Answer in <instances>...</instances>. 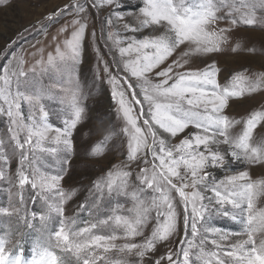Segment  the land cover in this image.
Listing matches in <instances>:
<instances>
[{
  "label": "snow or ice",
  "instance_id": "1",
  "mask_svg": "<svg viewBox=\"0 0 264 264\" xmlns=\"http://www.w3.org/2000/svg\"><path fill=\"white\" fill-rule=\"evenodd\" d=\"M6 2L7 0H0V4ZM114 2L116 0H102V3L108 5ZM92 6H98L95 0ZM222 7L229 8L228 16L218 15ZM257 7L264 9V0H219V6L217 0H198L195 5L189 4L188 0H145V6L137 17L139 27L159 25L162 34L133 41L127 47H121L119 51L122 57L136 53L134 59L124 61L122 71L140 82L138 85L128 84V87L138 86L141 89L143 101L148 104L150 119L143 120L142 125L139 122L134 105L141 104L142 101L137 99L134 91L131 93V100L125 99L123 91L117 93L114 90L113 97L119 95V110L126 122L123 131L129 137L127 159L129 161L139 159L145 165L151 164V169L145 167L140 170L137 179L159 195L146 207L143 200L133 193L137 205L136 215L132 219L116 215L79 228L74 227L73 219H62L59 228L50 232L46 241L42 240L30 264H97L98 261L111 264L107 257L101 254V250L102 253H107L110 249L117 248L114 243L117 239L131 241L137 236H142V229L148 221L149 213L155 209L156 225L151 235L141 243L126 242L119 246L120 252L130 253L134 249L137 250L136 255L142 261L149 252L155 250L157 243L168 240L177 232V203L183 205V224L185 229L190 225L193 239L181 241L186 247H182L175 254L176 260H173V253L169 252L166 256L152 261V264H161L163 260H167L168 264H192L190 257L196 255L192 252L196 247L199 248L196 259L202 260L203 264H264V207L257 206V201L264 197V178L254 180L248 171H241L209 184L211 173L207 171L209 167L225 166L229 156L235 160L243 159L249 164H264V140L253 143L254 130L258 126L264 127V107L252 111L242 120L224 114L230 99L241 98L246 92L254 93L260 89L264 84V73L255 79L236 73L228 84L222 86L217 80L219 69L215 62L203 69L176 70L184 69L193 55H207L222 50L221 46L226 42V33L230 29L215 27L221 19L231 17L230 24L233 26L238 22L248 26L264 24V18L258 20L255 15ZM76 8L78 12L86 15L85 5L77 4ZM233 12L238 15L232 16ZM67 27H72V33L70 38H65L64 48L75 58L87 27L86 19L84 23L74 20L61 31H67ZM125 27L129 28V25ZM131 30L137 31L139 28ZM181 45H185L186 50L168 67L155 71V76L160 79L153 82L149 74L164 64ZM57 52L63 58L65 53L61 52L60 48H57ZM48 59L51 62L52 56L49 55ZM18 62L23 63L22 60ZM21 77H26L22 69L16 71L5 68L3 73H0V81L3 84L0 87V101H3V104H0V113L9 117L13 126L8 129L9 141L12 142L13 150L20 152V167L16 169L19 203L21 207L24 206L23 193L26 186H30L35 193L31 197L32 202L35 203L38 197L46 203L48 211L39 214L42 225H46L51 212L63 217V204L73 193L60 189L62 175H46L33 167L25 146L35 143L39 147L42 142L52 140L58 145L63 144L65 149L71 152V129L79 122L83 109L76 108L75 118L63 130L45 122L47 113H43L44 120H37L29 115L28 122H25L20 112L21 101L33 104L39 96L27 95L21 91V86L27 84V80H21ZM115 80L116 77H112L110 82ZM140 112H143L142 107ZM238 124H242L243 127L238 134L233 135L231 129ZM189 126L197 131L185 136L179 144L173 146H169L162 134H159L160 130H163V133L176 137ZM21 132L26 134L23 139L20 137ZM51 133L54 135H50ZM220 144L226 146L223 151L218 147ZM5 145V140L0 138V160L7 165L9 157L4 152ZM50 151L55 152L56 149L52 148ZM98 154L99 147H96L92 155ZM149 155L151 160L148 159ZM4 174L0 168V178H3ZM115 175L123 177V180L116 184L112 179L113 173L109 172L105 182L109 194L115 192L118 195H127V178L131 173L118 171ZM94 187L99 190L101 182H96ZM189 188L193 191L187 192L186 189ZM201 190H210L214 197L203 196ZM172 191L178 193L180 197L177 203H173ZM49 194L59 196V201L52 202V195ZM205 199H208L209 204L214 199L221 207L231 205L232 209H238L237 215L244 218L246 225L244 235L247 238L224 246L213 239L211 243L218 251L212 252H206L203 247L206 237H202L197 245L195 238L200 232L198 221L204 219L203 214L207 211V206L203 204ZM161 208L165 211L162 212ZM20 210L0 207V214L11 216L13 212L19 213ZM224 214L229 215V210L225 208ZM31 215L35 219L38 214L33 212ZM20 219L31 226L26 215ZM113 220L115 228L111 234H96L93 231L102 225L111 227ZM115 229H122V233L117 234ZM258 234L261 237L259 240ZM227 239V235L219 237L220 241ZM9 243L7 238L0 236V264H28L22 257V250L14 252L7 247ZM115 264H120V261H116Z\"/></svg>",
  "mask_w": 264,
  "mask_h": 264
},
{
  "label": "rangeland",
  "instance_id": "2",
  "mask_svg": "<svg viewBox=\"0 0 264 264\" xmlns=\"http://www.w3.org/2000/svg\"><path fill=\"white\" fill-rule=\"evenodd\" d=\"M95 3L97 7L92 6L93 0H7L6 3L0 4V73H3L5 68L16 71L22 69L26 77L20 79H26L27 84L21 86V91L27 95L38 94L39 96L33 104L21 101L20 112L24 121L28 122L29 115L37 120H44L43 113H47L45 122L63 130L75 118L76 108L83 109L79 122L71 129V152H68L63 144L58 145L52 140L42 142L39 147L35 143L25 146L33 167L46 175H62L60 189L73 193L71 198L63 204V217L56 212H51L46 225H42L39 220V214L48 211L44 200L37 197L32 206L29 204L28 197L35 193L25 195L24 192L25 204L21 207L19 203L16 169L20 167V152L14 151L12 142L9 141L8 129L13 127L9 117L0 113V138L6 142L4 152L9 157L7 165L0 160V168L5 173L3 178H0V207H8L10 210L21 209L19 213L13 212L11 216L0 214V236L10 241L7 247L13 249L18 245L21 246L20 236L23 230L25 232L34 230L35 240L33 241L32 233L26 239L28 243L24 242L25 247L30 248L27 251V257L22 255L28 264L38 251L42 240L46 241L48 234L59 228L62 219H73L74 227L77 228L86 227L116 215L132 219L136 215L137 205L133 193L143 200L146 207L150 206L152 199L159 195L137 179L140 170L145 167L151 169V164L145 165L139 159L136 161L127 159L129 137L123 131L126 122L123 113L119 110L120 97L117 95L114 98L113 91L117 93L123 91L126 100L132 99L131 93L134 91L137 99L142 101L141 104L134 105L139 122L142 125L143 120L150 119L148 104L143 101L141 89L138 86L128 87V84L138 85L140 82L122 71L124 61L134 59L136 53L122 57L119 49L127 47L133 41L162 34L161 26L139 27L137 17L145 6V0H116L111 5L102 3V0H95ZM188 3L195 5L198 0H188ZM77 4L86 6V15L78 12ZM217 6H219V0H217ZM228 13L229 8L222 7L218 15L228 16ZM237 15L238 13H232V16ZM255 15L258 20L264 18V9L257 7ZM85 19L87 27L84 37L80 42L78 55L73 58L64 48V40L66 37H71L72 27H67V31L64 32L61 29L71 25L74 20L84 23ZM230 19L231 17L221 19L215 25L217 28L230 29L226 33L227 40L222 44L221 51L207 55H193L184 69L176 70L203 69L206 65L215 62L219 69L217 80L222 86L228 84L236 73H242L251 79L264 73V24L248 26L238 22L233 26L230 24ZM109 20L111 23H108ZM125 25H129V28ZM132 28H139V30L132 31ZM57 48L65 53L63 58L57 52ZM185 50L186 46L181 45L164 64L149 74L152 81L158 82L160 79L155 76V71L168 67ZM49 55L52 56L51 62L48 59ZM21 60L22 64L18 62ZM112 77H116V80L110 82ZM2 86L0 81V87ZM13 91H15V84H13ZM0 104H3V101H0ZM262 107H264V84L254 93L246 92L241 98L230 99L224 114L230 118L242 120L252 111ZM242 127V124L236 125L231 129L232 134H238ZM196 131L197 129L189 126L176 137L163 133V130H160L159 134H162L169 146H173ZM25 135L21 132V139ZM262 140H264V127L258 126L253 133V143H259ZM96 147H99V154L92 155ZM218 147L223 151L226 146L220 144ZM52 148L56 151H50ZM41 149H48V151ZM148 159L151 160L150 155ZM227 160L225 166L207 169L211 173L209 184L241 171H248L254 180L264 178V164H249L243 159L235 160L230 156ZM118 171L131 173L127 178V195H118L115 192L109 194L105 186L109 172L113 173L112 179L116 184L121 183L123 177L115 175ZM181 173L183 174V169ZM98 181L101 182L99 190L94 187ZM174 182L178 183V181ZM186 191L191 192L193 189L189 188ZM201 191L205 197H214V193L210 190ZM49 195H52L54 203L60 199L57 195ZM171 195L173 203L180 200L175 191H172ZM203 204L207 206V211L203 214L204 219L198 221L200 232L195 238V243L199 245L200 239L206 237V243L203 245L206 252L218 251L211 243L213 239L224 246L247 238L244 235L246 228L244 218L237 215L238 209H232L231 205L221 207L215 203L214 199L211 204L208 199H205ZM81 205L84 207L82 208ZM257 206L264 207V197L257 201ZM225 208L229 210V215L224 214ZM33 211L38 214L35 219L31 215ZM161 211L165 209L161 208ZM176 212L177 232L168 240L157 243L155 250L149 252L142 261L136 255L137 250L134 249L130 253L120 252L119 246L126 242L141 243L151 235L156 225L155 209L149 213L148 221L142 229V236H137L131 241L117 239L114 242L117 248H112L107 253H102L101 250V254L106 256L111 264H115L116 261H120V264H152V261L166 256L169 252L173 253V260H176L175 254L182 247H186L181 244V241L193 239L190 225L185 229L183 224L182 204L177 203ZM190 212L191 205H189ZM25 215L31 226L20 219ZM111 223V227L102 225L93 231L96 234H111L115 228L114 220ZM115 231L117 234L122 233V229H115ZM221 235H227L228 239L220 241ZM260 238L258 234L257 239ZM192 252L198 255L199 248H193ZM196 255L190 257L192 264H203L202 260L196 259ZM97 264H105V262L98 261ZM161 264H168V261L163 260Z\"/></svg>",
  "mask_w": 264,
  "mask_h": 264
},
{
  "label": "trees",
  "instance_id": "3",
  "mask_svg": "<svg viewBox=\"0 0 264 264\" xmlns=\"http://www.w3.org/2000/svg\"><path fill=\"white\" fill-rule=\"evenodd\" d=\"M25 195H29L30 193H33V190H31V188H30V186H26V188H25ZM35 194H33L32 196H34ZM32 196H29L28 198H29V200H30V203L29 204H33V202H32V199H31V197ZM36 202V201H35ZM33 206V205H32ZM34 212V211H33ZM33 231L34 230H28V231H24L23 230V234L21 233V236H20V241H21V246H22V248L27 252L28 251V247L26 248L25 247V245H24V242L25 243H28L27 241H26V239L33 233ZM23 239H24V241H23ZM25 251H23L22 253H23V255H26V252ZM14 252H16V249H14Z\"/></svg>",
  "mask_w": 264,
  "mask_h": 264
}]
</instances>
